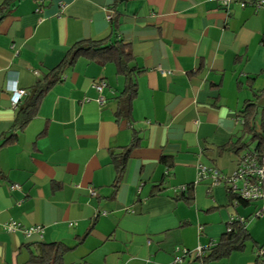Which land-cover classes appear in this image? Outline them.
Returning <instances> with one entry per match:
<instances>
[{"label": "crops", "instance_id": "obj_1", "mask_svg": "<svg viewBox=\"0 0 264 264\" xmlns=\"http://www.w3.org/2000/svg\"><path fill=\"white\" fill-rule=\"evenodd\" d=\"M115 14L139 69L131 118L118 114L128 93L115 62L80 57L65 71L26 129L0 147V264H27L40 243L72 248L63 264H174L184 250L219 242L231 218L264 208L244 206L224 184L196 183L199 164L236 170L245 151L223 148L248 140L245 104L264 106V10H225L218 0H19L0 21V142L26 98L13 106L12 82L29 94L75 45L109 38ZM135 133L140 145L115 190L112 156ZM190 185L193 201L178 200ZM247 227L245 250L211 264H263L264 239ZM32 228L42 232L27 235Z\"/></svg>", "mask_w": 264, "mask_h": 264}, {"label": "trees", "instance_id": "obj_2", "mask_svg": "<svg viewBox=\"0 0 264 264\" xmlns=\"http://www.w3.org/2000/svg\"><path fill=\"white\" fill-rule=\"evenodd\" d=\"M17 1L19 0H6L0 5V21L5 13L9 11ZM110 22L112 23V34L109 38L102 41L87 40L75 45L57 68L38 79L34 88L31 89L23 104H21L12 130L8 135L4 136L2 142H0V147L8 143H13L17 138L16 134L26 129L30 122L36 117L44 95L63 80L65 71L73 67L80 57L92 58L103 64L107 62L116 63L119 73L127 78L126 92L128 93L127 97L121 102L118 114L120 118L130 120L132 102L137 95V84L133 77L139 73V69L131 66V62L133 61L131 48L119 38L117 14L112 16ZM240 116L243 118V133L248 140L243 141L242 138H240L238 142L230 143L223 149L239 154L243 151H249L252 149L253 144H255L253 148H255L259 155L264 156V106L261 108V111H259L257 103L248 101L241 111ZM257 118H259V123H257ZM139 145V137L135 133L131 144L123 149L121 154L112 156V162L117 170V175L113 183L115 190L119 186L120 179L131 152ZM226 187L228 195L231 196V198H237L244 206L253 203L241 200L237 194L233 193L230 186L226 185ZM193 190V185L187 186L179 195L178 200L192 202ZM246 219L248 220V218ZM90 232L91 229L85 237H87ZM252 240L253 238L248 231V227L241 224L239 221H235L229 224L226 234L220 241L205 249L204 254L201 257H197V261H199L200 264H211L212 262L222 261L235 252L244 251L246 244ZM36 247L37 253L31 257L27 264H63L64 255L72 251V248L63 243H40L36 245ZM258 259L264 264V245L259 247Z\"/></svg>", "mask_w": 264, "mask_h": 264}, {"label": "built area", "instance_id": "obj_3", "mask_svg": "<svg viewBox=\"0 0 264 264\" xmlns=\"http://www.w3.org/2000/svg\"><path fill=\"white\" fill-rule=\"evenodd\" d=\"M220 6L225 10L233 5H238L242 8L251 7L256 11L264 10V0H218ZM92 87L98 92V103L105 105L107 103L106 98L103 96L104 89L107 84L104 81H96ZM12 103L14 107H18L22 100L28 95V92L23 89H19L17 82L13 81L11 84ZM198 175L196 183L211 181L212 186L224 184L230 186L233 193L237 194L241 200L249 202L264 201V156L259 155L255 148L250 149L240 156L238 160V166L233 176L223 175L215 167H208L203 164L198 165ZM14 188H18L15 186ZM186 187L181 188L184 191ZM92 196H96V191L91 190ZM264 212V208L258 212L255 216L261 217ZM239 221L241 224L247 226V219L245 218H231L230 223ZM14 225H12L13 227ZM34 232H42V228H32L26 230L25 233L30 235ZM204 254V250L200 249L195 254L189 253L184 250L183 254L175 259L174 264H182L185 260L190 258L201 257ZM263 254V253H261Z\"/></svg>", "mask_w": 264, "mask_h": 264}, {"label": "rangeland", "instance_id": "obj_4", "mask_svg": "<svg viewBox=\"0 0 264 264\" xmlns=\"http://www.w3.org/2000/svg\"><path fill=\"white\" fill-rule=\"evenodd\" d=\"M259 122V118H257V123ZM255 146V144H253V147ZM218 169V168H216ZM237 170V168H236ZM236 170L230 174L229 176H233L236 172ZM223 175H226L225 173H223ZM228 175V174H227ZM211 182V181H210ZM219 185H223V184H219ZM216 187L218 185H215ZM264 215V213L262 214V216ZM256 217L255 215H252L250 220L247 221V225L250 227V229L253 231V233L255 234V236L260 237L261 239H264V220L262 219L263 217Z\"/></svg>", "mask_w": 264, "mask_h": 264}]
</instances>
